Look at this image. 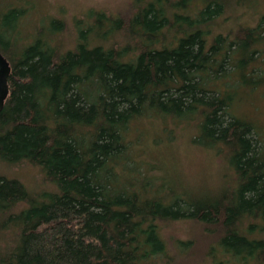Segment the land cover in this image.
<instances>
[{
	"label": "trees",
	"instance_id": "obj_1",
	"mask_svg": "<svg viewBox=\"0 0 264 264\" xmlns=\"http://www.w3.org/2000/svg\"><path fill=\"white\" fill-rule=\"evenodd\" d=\"M35 1L0 0V51L12 68L0 159L41 166L58 191L40 198L0 177V236L9 239L0 264H171L163 228L176 221L210 237V264H264V138L234 105L264 96V13L210 39L229 21L217 17L251 0H204L201 9L199 0H154L133 19L110 17L101 36L79 27L62 49L57 18L33 39L21 33ZM126 29L131 44L105 38ZM235 71V85L219 89ZM145 120L198 129L192 141L226 155L236 188L188 197L151 174L131 138ZM176 243L180 253L196 241Z\"/></svg>",
	"mask_w": 264,
	"mask_h": 264
},
{
	"label": "rangeland",
	"instance_id": "obj_2",
	"mask_svg": "<svg viewBox=\"0 0 264 264\" xmlns=\"http://www.w3.org/2000/svg\"><path fill=\"white\" fill-rule=\"evenodd\" d=\"M151 1L154 0H36L35 3L33 2L34 6L31 7L30 13L22 21L24 27L21 33L29 38L35 34L37 27L48 26L52 19L57 18L66 23V29L60 34L58 42L62 49L73 48L79 40L81 27L91 25L93 32L96 34L99 32L101 36L108 29H113L112 21L119 17L120 13L128 16L132 12L130 18L133 19L138 14L137 7L143 8L147 2ZM197 6L199 9L203 8L204 0H199ZM237 8L230 9L225 16L217 17V20L228 19L229 21L224 20L225 26L214 27L210 39H215L217 34L227 32L228 29L236 30L240 25L255 26L264 13V4L260 1L254 3V0H251L247 7ZM100 14H105V16L102 17ZM129 19L126 18L124 24ZM132 35L133 32L126 29L124 33L110 32L105 38L118 39L120 44L118 45L122 46L131 44L127 39ZM105 38L103 37L104 40ZM110 41L106 43L107 46L111 44ZM32 43L33 40H29L27 44ZM236 80H238V75L235 71L226 79L227 82L219 81L217 85L219 89H223L228 84L235 85ZM234 105L235 112L256 121V127L258 126L264 138V96L261 93L247 95L245 99L239 101L235 99ZM146 117L153 118V116ZM167 124L158 120H145L136 124L132 132L131 138L134 141L133 145L136 146L134 152L143 157L141 160L148 163L151 161L149 167L151 174L160 179L165 178L168 184L179 185L181 187L179 194L182 195L185 192L188 197L218 196L231 181L233 182L231 186L236 188V175L226 155H217L215 151L192 141V134L196 136L199 133L198 129L193 126L179 129L174 124ZM0 177L19 180L32 195L40 198L58 191L56 183L47 179L41 166L32 165L27 161L15 165L0 159ZM260 223L263 224L262 221ZM163 231L172 253L171 264H210L212 262V258L205 253L210 237H206L196 223L176 221L164 226ZM177 239L196 241V243L186 251L179 249L181 251L179 253L176 251V246L177 248L179 246L177 243L175 245ZM8 240V235L0 236V244ZM215 246L220 248L217 243Z\"/></svg>",
	"mask_w": 264,
	"mask_h": 264
},
{
	"label": "water",
	"instance_id": "obj_3",
	"mask_svg": "<svg viewBox=\"0 0 264 264\" xmlns=\"http://www.w3.org/2000/svg\"><path fill=\"white\" fill-rule=\"evenodd\" d=\"M11 71L9 61L0 51V112L3 110L10 93L9 79Z\"/></svg>",
	"mask_w": 264,
	"mask_h": 264
}]
</instances>
